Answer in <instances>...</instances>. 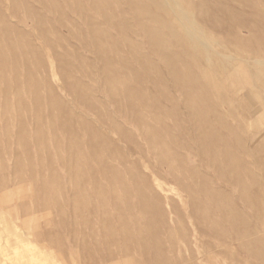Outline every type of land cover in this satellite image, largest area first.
<instances>
[{
    "label": "rangeland",
    "instance_id": "rangeland-1",
    "mask_svg": "<svg viewBox=\"0 0 264 264\" xmlns=\"http://www.w3.org/2000/svg\"><path fill=\"white\" fill-rule=\"evenodd\" d=\"M0 264H264V0H0Z\"/></svg>",
    "mask_w": 264,
    "mask_h": 264
}]
</instances>
